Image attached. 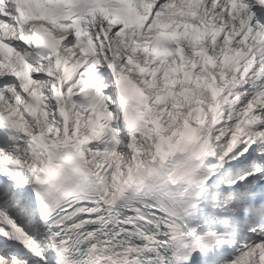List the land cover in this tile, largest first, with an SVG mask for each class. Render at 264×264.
<instances>
[{
    "label": "snow or ice",
    "instance_id": "1",
    "mask_svg": "<svg viewBox=\"0 0 264 264\" xmlns=\"http://www.w3.org/2000/svg\"><path fill=\"white\" fill-rule=\"evenodd\" d=\"M0 264H264V0H0Z\"/></svg>",
    "mask_w": 264,
    "mask_h": 264
}]
</instances>
